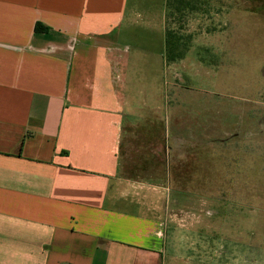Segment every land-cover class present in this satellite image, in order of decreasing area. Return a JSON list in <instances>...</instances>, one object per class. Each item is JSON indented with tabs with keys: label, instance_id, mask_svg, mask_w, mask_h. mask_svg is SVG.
I'll return each instance as SVG.
<instances>
[{
	"label": "crops",
	"instance_id": "crops-1",
	"mask_svg": "<svg viewBox=\"0 0 264 264\" xmlns=\"http://www.w3.org/2000/svg\"><path fill=\"white\" fill-rule=\"evenodd\" d=\"M141 22L165 47L167 0H0V264H162L171 183L141 171L178 149L205 180L215 148L181 92L160 113Z\"/></svg>",
	"mask_w": 264,
	"mask_h": 264
},
{
	"label": "rangeland",
	"instance_id": "rangeland-1",
	"mask_svg": "<svg viewBox=\"0 0 264 264\" xmlns=\"http://www.w3.org/2000/svg\"><path fill=\"white\" fill-rule=\"evenodd\" d=\"M205 1L200 19L191 13L181 30L204 49L187 53L190 66L178 76L169 74L161 28L147 35L141 22L135 43L140 65L149 61L152 71L143 77L156 76L163 118L179 91L190 131H202L204 123L207 146L215 148L202 154L205 180L198 179L197 161L187 169L174 161L178 149H169L173 168L159 149L157 164L141 174L171 183L162 186L173 219L162 264H264V0ZM181 131L175 124L174 134Z\"/></svg>",
	"mask_w": 264,
	"mask_h": 264
},
{
	"label": "trees",
	"instance_id": "trees-1",
	"mask_svg": "<svg viewBox=\"0 0 264 264\" xmlns=\"http://www.w3.org/2000/svg\"><path fill=\"white\" fill-rule=\"evenodd\" d=\"M205 0H167V26L165 41V61L168 64L185 59L191 47V35H182L184 19L191 13L200 12ZM178 23V26H174Z\"/></svg>",
	"mask_w": 264,
	"mask_h": 264
}]
</instances>
